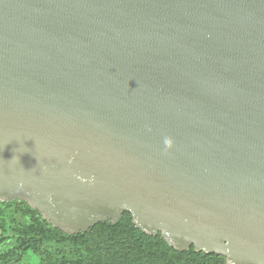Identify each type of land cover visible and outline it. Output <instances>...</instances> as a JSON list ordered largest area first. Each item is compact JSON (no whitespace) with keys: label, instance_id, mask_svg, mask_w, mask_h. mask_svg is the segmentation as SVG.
<instances>
[{"label":"water","instance_id":"obj_1","mask_svg":"<svg viewBox=\"0 0 264 264\" xmlns=\"http://www.w3.org/2000/svg\"><path fill=\"white\" fill-rule=\"evenodd\" d=\"M15 199L66 234L128 211L176 250L264 264V0H0Z\"/></svg>","mask_w":264,"mask_h":264},{"label":"trees","instance_id":"obj_2","mask_svg":"<svg viewBox=\"0 0 264 264\" xmlns=\"http://www.w3.org/2000/svg\"><path fill=\"white\" fill-rule=\"evenodd\" d=\"M0 217H8L13 225V234L0 238V264H16L28 250L50 254L52 242H61L72 247V257L63 254L64 264H104L101 253L92 247V237L98 232L113 236L129 234L147 254L160 253L174 264H227L224 256L189 250H176L161 236L148 235L137 228L128 211H124L116 223L98 222L86 231L66 234L52 226L26 201L15 199L0 202Z\"/></svg>","mask_w":264,"mask_h":264},{"label":"rangeland","instance_id":"obj_3","mask_svg":"<svg viewBox=\"0 0 264 264\" xmlns=\"http://www.w3.org/2000/svg\"><path fill=\"white\" fill-rule=\"evenodd\" d=\"M13 234V225L8 217H0V238ZM92 247L100 251L104 264H174L160 253H149L139 246L129 234L113 236L98 232L92 237ZM52 253L39 254L28 250L16 264H64L63 254L72 257V247L61 242H52Z\"/></svg>","mask_w":264,"mask_h":264},{"label":"clouds","instance_id":"obj_4","mask_svg":"<svg viewBox=\"0 0 264 264\" xmlns=\"http://www.w3.org/2000/svg\"><path fill=\"white\" fill-rule=\"evenodd\" d=\"M167 143H170V142H167Z\"/></svg>","mask_w":264,"mask_h":264}]
</instances>
